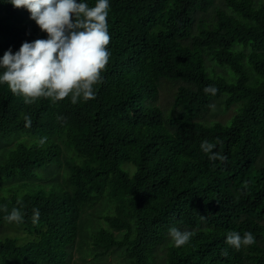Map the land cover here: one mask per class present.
<instances>
[{"label": "trees", "instance_id": "1", "mask_svg": "<svg viewBox=\"0 0 264 264\" xmlns=\"http://www.w3.org/2000/svg\"><path fill=\"white\" fill-rule=\"evenodd\" d=\"M216 1L109 0L110 58L94 99L26 104L0 82V143L14 142L0 181H15L0 188V227L31 236L0 237V264H69L96 204L106 226L90 235L94 258L264 264V0ZM46 35L26 8L0 0V57ZM166 81L176 84L167 109L154 103ZM214 101L234 106L227 122L202 120ZM204 141L225 159L210 160ZM41 168L54 171L48 187L28 185ZM13 208L21 223L6 218ZM172 227L194 234L176 247ZM231 231L255 243L237 250Z\"/></svg>", "mask_w": 264, "mask_h": 264}, {"label": "clouds", "instance_id": "2", "mask_svg": "<svg viewBox=\"0 0 264 264\" xmlns=\"http://www.w3.org/2000/svg\"><path fill=\"white\" fill-rule=\"evenodd\" d=\"M13 7L26 8L45 39L23 42L18 51L6 50L0 57V82L6 83L14 94L24 97L26 104L38 98L64 100L71 96L76 104L79 99H94L95 86L103 82L102 72L109 62L108 45L111 36L108 32L107 17L109 0H95L89 6L80 0H7ZM206 94L215 95L217 89L207 86ZM211 107H214L211 106ZM25 126H31V118L25 117ZM43 143V141H42ZM202 150L210 160L225 159L213 151L215 144L204 141ZM19 203V201H18ZM7 211V207L4 208ZM39 210H33V222L39 220ZM9 222L21 223L23 213L13 208L6 217ZM203 218V216H202ZM192 231L169 229V235L176 247L189 242ZM226 243L239 250L242 246L255 243L250 232L243 236L231 231ZM226 255L225 253H222Z\"/></svg>", "mask_w": 264, "mask_h": 264}, {"label": "rangeland", "instance_id": "3", "mask_svg": "<svg viewBox=\"0 0 264 264\" xmlns=\"http://www.w3.org/2000/svg\"><path fill=\"white\" fill-rule=\"evenodd\" d=\"M260 1V0H258ZM216 6L222 7V2L221 0L216 1ZM217 72H222V69L215 67ZM176 89V84L172 82H163L159 92L157 99L154 101L155 104L161 106L162 108H169L173 93ZM214 107H211L206 114L202 117V120L204 122H213V121H220V122H227V120L235 113L234 106L229 107L226 111H223V105L219 104L217 101H214ZM165 116H170L172 115L171 110L163 111ZM13 135V134H12ZM14 136V135H13ZM14 145V142H8L4 141L0 143V157L2 155L4 156L6 152L5 148H9ZM4 146V148L2 147ZM2 153V155H1ZM45 168L37 169L38 173L40 174V178H34V179H25L28 185L30 186H39L41 185H47L49 184L52 179H48L47 174L52 175L54 173L53 169L50 171V169H47V171L44 170ZM66 171V168L64 164L57 165V175L62 181V177ZM12 185L15 184V181H11L10 183L8 181L6 182H1L0 181V188L2 186L6 185ZM44 186V187H45ZM48 187V186H46ZM45 187V188H46ZM2 194V192H0ZM103 208H105L103 205H98L96 204L93 208L87 209L89 212H86L83 216L84 219V224L82 228V236L83 240L78 237L76 243L73 245L71 248V253L72 257L69 262V264H124L123 257L121 254L118 252H114L108 256H105L103 258H94L92 256V253H87V249L89 248L92 249V239L90 235L96 230L99 229L100 227H105L106 224L102 221L101 216L98 217L99 213L102 212ZM20 236L23 238H29L28 234L24 235L23 232L17 231L15 228L12 227H7V226H1L0 227V237L2 236ZM87 235V236H86ZM86 236V237H85ZM22 242V240H19ZM91 252V251H90Z\"/></svg>", "mask_w": 264, "mask_h": 264}]
</instances>
